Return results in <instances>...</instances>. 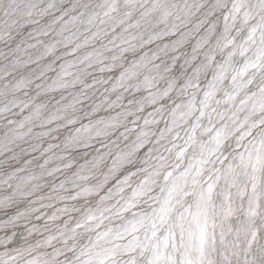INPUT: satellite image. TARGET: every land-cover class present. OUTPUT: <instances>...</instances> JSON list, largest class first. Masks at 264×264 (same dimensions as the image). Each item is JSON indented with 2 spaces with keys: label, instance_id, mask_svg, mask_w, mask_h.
Returning <instances> with one entry per match:
<instances>
[{
  "label": "snow or ice",
  "instance_id": "6c2138e0",
  "mask_svg": "<svg viewBox=\"0 0 264 264\" xmlns=\"http://www.w3.org/2000/svg\"><path fill=\"white\" fill-rule=\"evenodd\" d=\"M0 249L264 264V0H0Z\"/></svg>",
  "mask_w": 264,
  "mask_h": 264
},
{
  "label": "rangeland",
  "instance_id": "374dc122",
  "mask_svg": "<svg viewBox=\"0 0 264 264\" xmlns=\"http://www.w3.org/2000/svg\"><path fill=\"white\" fill-rule=\"evenodd\" d=\"M200 14H197V16H199ZM195 21H196V17H194L193 18V23H195ZM189 26H191V25H189ZM162 27V26H161ZM186 30V29H185ZM133 31H135V30H133ZM203 31V30H202ZM168 39H175V37H169ZM106 42V41H105ZM164 42H167V40H165ZM192 43H195V40H192ZM149 47H152V48H155L156 47V45L155 44H152V45H150ZM145 50H147V48L145 49ZM190 50V49H189ZM97 75H100L99 73H97ZM143 123V121H141V124ZM205 123H206V121H205ZM197 138L198 139H201V137L198 135L197 136ZM203 139H205V140H207V136H205V137H202ZM231 140H234V137L233 138H230V140L229 141H226V143L227 142H231ZM180 143H183V141H180ZM191 149H189V154L188 155H186L185 156V158H184V164L186 165L188 162H189V160L191 159V156H190V154H191ZM89 159L91 158V157H88ZM79 163H84V161L83 160H79L78 161ZM169 170H171V169H169ZM59 175V174H58ZM137 178H133V180L135 181ZM133 186H135V184H133ZM157 192H158V189L156 190ZM126 192H127V194L128 195H130L131 194V189H127L126 190ZM155 194V193H154ZM189 201L191 200V197H188L187 198ZM74 203V202H73ZM58 206H62V205H58ZM245 207H246V205H245ZM139 209H133V211H138ZM74 215H77V214H74ZM125 216H127V217H130L131 216V213H125ZM242 219H243V217H241ZM231 223L233 224V225H235L236 224V221H235V219L233 218L232 219V221H231ZM0 251H2V249H0ZM249 258H251V257H249ZM241 259H242V257H241Z\"/></svg>",
  "mask_w": 264,
  "mask_h": 264
}]
</instances>
